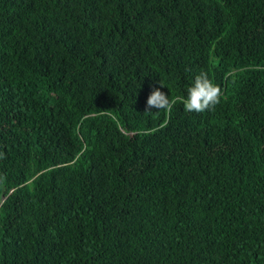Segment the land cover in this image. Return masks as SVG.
<instances>
[{
    "label": "trees",
    "instance_id": "obj_1",
    "mask_svg": "<svg viewBox=\"0 0 264 264\" xmlns=\"http://www.w3.org/2000/svg\"><path fill=\"white\" fill-rule=\"evenodd\" d=\"M0 264H264V0H0Z\"/></svg>",
    "mask_w": 264,
    "mask_h": 264
},
{
    "label": "clouds",
    "instance_id": "obj_2",
    "mask_svg": "<svg viewBox=\"0 0 264 264\" xmlns=\"http://www.w3.org/2000/svg\"><path fill=\"white\" fill-rule=\"evenodd\" d=\"M221 96V88L209 79L207 73L200 72L194 77L193 85L187 89L186 97L179 99L186 112L202 113L206 110H214ZM174 104L175 100H170L167 93L155 88L146 100L144 113L154 114L161 110L171 112Z\"/></svg>",
    "mask_w": 264,
    "mask_h": 264
}]
</instances>
